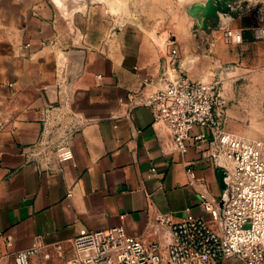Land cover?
<instances>
[{
    "label": "crops",
    "instance_id": "1",
    "mask_svg": "<svg viewBox=\"0 0 264 264\" xmlns=\"http://www.w3.org/2000/svg\"><path fill=\"white\" fill-rule=\"evenodd\" d=\"M127 1L104 8L93 0L89 8L78 0H0L4 264L40 241L68 251L83 229L123 225L129 235L167 241L159 213L210 218L202 200H220L225 178L195 145L201 128L181 152L168 126L140 104L181 72L221 84L228 131L264 139V51H254L264 39L249 24L251 11L201 42L181 0H159L158 9ZM233 29L241 42L227 37ZM63 141L73 158L59 163Z\"/></svg>",
    "mask_w": 264,
    "mask_h": 264
},
{
    "label": "built area",
    "instance_id": "2",
    "mask_svg": "<svg viewBox=\"0 0 264 264\" xmlns=\"http://www.w3.org/2000/svg\"><path fill=\"white\" fill-rule=\"evenodd\" d=\"M260 10L264 20V5ZM254 32L256 38L264 39V23L254 27ZM226 34L232 42L243 39L241 32L228 30ZM170 57L172 63L177 61V48ZM140 104L152 110L155 122L168 126L181 152L189 147L191 131L201 128L194 136L195 145L227 172L220 200H202L210 218L189 216L175 221L171 214L159 213L156 222L168 227L167 241L129 235L123 225L83 229L69 240L68 251L61 242L40 241L16 252L14 264H54L62 258L63 264H226L229 258L264 264V139L227 130L228 102L218 81L197 80L181 72ZM3 126L0 118V131ZM55 155L61 163L73 158V150L63 141L57 144ZM33 256L39 259L33 261Z\"/></svg>",
    "mask_w": 264,
    "mask_h": 264
},
{
    "label": "water",
    "instance_id": "3",
    "mask_svg": "<svg viewBox=\"0 0 264 264\" xmlns=\"http://www.w3.org/2000/svg\"><path fill=\"white\" fill-rule=\"evenodd\" d=\"M84 3L83 0H78ZM182 10L191 16L195 22L192 30L198 41H204L205 34L226 26L230 19L242 16L255 8L261 0H183ZM224 178L227 172L222 169ZM227 183H224V190Z\"/></svg>",
    "mask_w": 264,
    "mask_h": 264
},
{
    "label": "rangeland",
    "instance_id": "4",
    "mask_svg": "<svg viewBox=\"0 0 264 264\" xmlns=\"http://www.w3.org/2000/svg\"><path fill=\"white\" fill-rule=\"evenodd\" d=\"M83 1H84V3L87 6H89V8L94 7L93 6V4H94L93 3V0H83ZM95 1H96L95 3H97V0H95ZM98 1H99V4L102 7L106 8L108 0H98ZM139 1L140 0H132V3H135L136 6H138L137 4L139 3ZM145 2L147 4H149L150 7H152L153 9H158L157 5H155V4L157 2H160V1L159 0H145ZM183 2L184 1L181 2V7L183 6L182 4H184ZM94 5H97V4H94ZM263 5H264V1L261 0V1H259V3H257V5L255 6V8L253 10H251L250 15H249V18L251 19L250 20V23H249L250 25L252 24V26L257 27V26H259V25H261V24L264 23V20L261 17V10H260ZM182 11L185 12L184 10H182ZM256 12H257V14H256ZM185 14H186V16L188 18V22L187 23L189 24L190 33H192L193 32V30H192V24L195 22V20L191 16H189L186 12H185ZM233 30L237 31L236 29H233ZM257 39L260 40V39H263V38H257ZM260 50L261 51H264V46L254 48V51H260Z\"/></svg>",
    "mask_w": 264,
    "mask_h": 264
},
{
    "label": "bare ground",
    "instance_id": "5",
    "mask_svg": "<svg viewBox=\"0 0 264 264\" xmlns=\"http://www.w3.org/2000/svg\"><path fill=\"white\" fill-rule=\"evenodd\" d=\"M117 1V0H116ZM126 1V0H125ZM129 1V0H128ZM127 1V2H128ZM181 1H183V0H181ZM122 3H123V1H122ZM123 4H126L125 2L123 3ZM128 4V3H127ZM125 14V13H124ZM231 21V20H230ZM232 31H234V33H236V34H238L239 33V31H235V30H232Z\"/></svg>",
    "mask_w": 264,
    "mask_h": 264
}]
</instances>
